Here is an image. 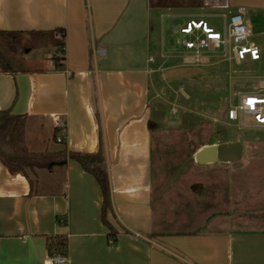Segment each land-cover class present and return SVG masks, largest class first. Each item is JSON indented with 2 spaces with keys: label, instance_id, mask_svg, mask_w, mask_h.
Returning <instances> with one entry per match:
<instances>
[{
  "label": "crops",
  "instance_id": "crops-1",
  "mask_svg": "<svg viewBox=\"0 0 264 264\" xmlns=\"http://www.w3.org/2000/svg\"><path fill=\"white\" fill-rule=\"evenodd\" d=\"M175 1L0 0V30L37 43L13 54L10 70L0 67V110L27 116L31 151L102 150L111 186L108 220L117 231L110 237L102 189L78 161L17 173L0 161V264H45L48 238L56 235L68 240L65 264H264V170L247 177L235 205L221 206L193 230L169 227L154 178L158 75L168 78L161 70L174 60L165 55V21L191 14L207 21L243 6L249 42L262 59L264 0ZM42 46L47 55L34 51ZM212 54L223 60L227 49ZM60 56L63 65L56 67ZM204 60L210 63V55ZM254 141L253 160L261 161L264 141Z\"/></svg>",
  "mask_w": 264,
  "mask_h": 264
},
{
  "label": "rangeland",
  "instance_id": "rangeland-1",
  "mask_svg": "<svg viewBox=\"0 0 264 264\" xmlns=\"http://www.w3.org/2000/svg\"><path fill=\"white\" fill-rule=\"evenodd\" d=\"M192 12V8L181 11L184 14ZM217 12L221 15L206 19L211 26L223 31L225 23H229L230 12L225 10L226 19L221 11ZM191 18L200 17L184 15L167 18L164 23V43L169 50L165 55L174 60L173 66H164L161 70L168 78L158 75L162 92L160 114L156 119L161 132L155 140L154 178L161 196L160 208L169 216V227L193 230L204 228L206 217L211 212L220 213L221 206L235 205L238 189L247 177L251 180L257 170H264V159L253 160V143L257 139L264 141V125H259L251 115H242L241 128L227 116L228 110L239 103L243 94L264 86V57L252 60L247 55V59L237 62L228 46L223 60L208 54L210 63L195 62L192 53L177 42L181 34H174L172 30L177 22L186 24ZM36 46V42H24L13 54ZM47 50L42 46L34 51L47 55ZM23 66L24 63L20 65ZM229 142L243 144V159L212 165L196 161L195 153L200 148Z\"/></svg>",
  "mask_w": 264,
  "mask_h": 264
},
{
  "label": "trees",
  "instance_id": "trees-1",
  "mask_svg": "<svg viewBox=\"0 0 264 264\" xmlns=\"http://www.w3.org/2000/svg\"><path fill=\"white\" fill-rule=\"evenodd\" d=\"M173 2L177 3L175 0H154V4L161 6L175 5ZM23 43L21 32L0 30V67L2 70L11 69L12 54L17 52ZM24 48H27L26 45ZM63 60L61 56L55 57L56 67H61ZM26 120L27 116L24 114H14L11 110H0V161L12 173L25 172L26 168H52L64 165L70 159L78 161L84 170L95 176L102 189L104 195L102 221L109 229L110 237L115 236L117 231L108 220V213L112 210L111 186L102 150L95 153L69 151L67 148L57 151H31L25 140ZM67 250L66 237L56 235L48 238L49 254L67 255Z\"/></svg>",
  "mask_w": 264,
  "mask_h": 264
},
{
  "label": "built area",
  "instance_id": "built-area-1",
  "mask_svg": "<svg viewBox=\"0 0 264 264\" xmlns=\"http://www.w3.org/2000/svg\"><path fill=\"white\" fill-rule=\"evenodd\" d=\"M245 15L246 8L243 6L235 12H230L229 23L225 24L223 31L217 30L202 18L191 19L179 26L181 34L179 42L187 52L192 53L195 62L204 61L208 54L224 53L228 46L237 62L247 59V55L252 60H259L261 49L249 42L251 28ZM223 17L227 18L226 15ZM187 36H193L194 39ZM241 42L245 43L241 44ZM242 115H251L259 125H264V86L258 91L243 94L239 103L231 107L227 114L228 119L236 121L241 128L243 127ZM58 140L61 141V138ZM66 262L67 256L61 254H49L45 258V264H65Z\"/></svg>",
  "mask_w": 264,
  "mask_h": 264
},
{
  "label": "water",
  "instance_id": "water-1",
  "mask_svg": "<svg viewBox=\"0 0 264 264\" xmlns=\"http://www.w3.org/2000/svg\"><path fill=\"white\" fill-rule=\"evenodd\" d=\"M244 146L240 142H229L207 145L199 149L195 155L200 164L216 162H233L242 159Z\"/></svg>",
  "mask_w": 264,
  "mask_h": 264
},
{
  "label": "bare ground",
  "instance_id": "bare-ground-1",
  "mask_svg": "<svg viewBox=\"0 0 264 264\" xmlns=\"http://www.w3.org/2000/svg\"><path fill=\"white\" fill-rule=\"evenodd\" d=\"M203 25V24H202Z\"/></svg>",
  "mask_w": 264,
  "mask_h": 264
}]
</instances>
